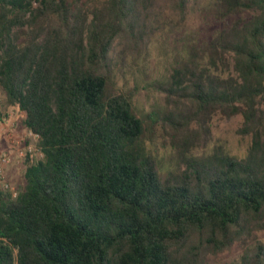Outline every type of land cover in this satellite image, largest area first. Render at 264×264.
<instances>
[{"label": "trees", "instance_id": "trees-1", "mask_svg": "<svg viewBox=\"0 0 264 264\" xmlns=\"http://www.w3.org/2000/svg\"><path fill=\"white\" fill-rule=\"evenodd\" d=\"M190 3L0 0V89L44 155L15 197L0 189V264H208L235 246L221 264H264V0H211L203 40L184 30ZM159 33L182 43L155 86L165 173L112 88ZM216 116L241 118L243 156L209 149Z\"/></svg>", "mask_w": 264, "mask_h": 264}, {"label": "rangeland", "instance_id": "rangeland-1", "mask_svg": "<svg viewBox=\"0 0 264 264\" xmlns=\"http://www.w3.org/2000/svg\"><path fill=\"white\" fill-rule=\"evenodd\" d=\"M211 0H191L190 9L183 24L186 34L197 33L200 40L209 37L216 28L215 24L207 22L206 5ZM206 18V19H205ZM209 23V26H208ZM180 34H157L145 49V56L138 60H128V68H117L113 79V90L119 93H132L133 105L136 111L145 117V145L152 155L158 160L161 173L173 168L175 163L174 151L171 148L172 140L168 130L157 120V111L166 104L163 93L156 88L158 82L164 83L171 74L174 58L181 50ZM0 110L3 112V121H0V153H9L10 142L8 134L13 133L17 139L22 140L21 149L28 145L37 147V141L27 138V131L22 126L24 114L18 109L8 108L5 96L0 89ZM150 116V117H148ZM241 118L226 119L216 116L211 123L212 141L209 149L214 146L223 147L234 155L243 156L247 152L249 138L238 134ZM14 127L12 128V125ZM13 161L5 167V177L9 184L20 190L25 186L26 162ZM41 159L36 153L34 160ZM0 189L3 186L0 184ZM258 239L264 241V231L258 232ZM242 253V249L235 246L231 251L222 253L217 257H210L208 264H221L235 260Z\"/></svg>", "mask_w": 264, "mask_h": 264}, {"label": "built area", "instance_id": "built-area-1", "mask_svg": "<svg viewBox=\"0 0 264 264\" xmlns=\"http://www.w3.org/2000/svg\"><path fill=\"white\" fill-rule=\"evenodd\" d=\"M13 127L14 124L12 125V128ZM27 138H32L38 141V136L30 131H27ZM8 141L10 142L9 153H0V184L3 186V189L9 190L15 197L17 195V191L7 181L4 172L5 167L12 163L13 156L17 159L16 163L20 164L26 157H29L31 160L34 159L36 153L41 156V159H43L44 155L38 147L33 145H28L25 149H21L20 146L22 140L17 139L13 133L8 134Z\"/></svg>", "mask_w": 264, "mask_h": 264}]
</instances>
